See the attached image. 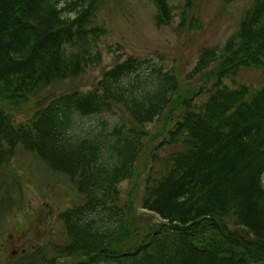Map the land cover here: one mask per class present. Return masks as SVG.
<instances>
[{"label":"trees","instance_id":"trees-1","mask_svg":"<svg viewBox=\"0 0 264 264\" xmlns=\"http://www.w3.org/2000/svg\"><path fill=\"white\" fill-rule=\"evenodd\" d=\"M151 1L156 26L171 25L169 0ZM184 1L182 28L195 21L194 0ZM103 2L0 0V179L22 148L67 175L83 197L59 215L68 242L52 258L38 248L22 252L27 264H264V0H252L221 51L202 50L188 79L203 84L181 98L180 118L161 138L147 125L172 113L181 83L162 68L141 77L151 60L133 56L93 89L53 96L17 123L8 107L26 106L101 61L93 45L107 30L91 22ZM244 69L261 70L262 83L226 84ZM119 106L131 121L110 125L104 116ZM152 162L164 169L149 175L139 214L136 192L125 201L121 186Z\"/></svg>","mask_w":264,"mask_h":264},{"label":"rangeland","instance_id":"rangeland-1","mask_svg":"<svg viewBox=\"0 0 264 264\" xmlns=\"http://www.w3.org/2000/svg\"><path fill=\"white\" fill-rule=\"evenodd\" d=\"M65 2L63 1V4ZM169 2L175 17L171 25L159 29L155 24L157 10L151 0H104L91 22V26L107 30L106 35L93 45L95 46L93 50L100 52L101 61L95 62L94 66L81 77L59 82L40 95L34 96L26 106L8 107L15 121L25 122L42 104L46 105L44 101L47 102L53 96L75 89L83 91L93 89L107 70L133 56L141 60H151L148 69L141 71V77L151 75L155 68H162L176 74L181 83V93L174 101L170 110L172 113H166L163 118L147 125V129L157 138L166 135L180 118L181 98L197 91L203 84V81L198 79L193 82L188 79L197 65L202 50L215 48L221 51L229 37L238 30L246 11L253 4L252 0H236L230 4H226L224 0H194V7L188 15L195 21H192L191 25L189 20L186 28H182L180 25L185 1ZM262 75L261 70L244 69L238 76L228 78L225 82L232 88H237L240 84L255 88L262 83ZM209 86L208 83L206 88H210ZM41 98L43 99L40 100ZM207 98L208 94L202 95L197 102L201 104ZM3 105L7 107L6 104ZM104 119L110 125L120 123L123 119L128 123L131 121L128 112L120 106L116 109V115L106 114ZM98 122L99 119L95 118H85L82 121L85 125L95 126ZM160 141L161 139L155 140V144ZM169 148L173 146L161 150L160 155L167 156L171 151ZM147 152L150 156L154 154L150 149ZM145 167L146 164L144 166V163H140L136 172L137 177L132 181H125L121 186L125 201L128 200L131 189L133 194L136 192L135 207L139 214L145 213L141 210V200L149 175L164 169L161 163L155 162H152V169L151 166L146 169ZM154 168L157 170L152 171ZM2 174L0 264H27V259L31 260V257H24L22 252L37 248L41 255L54 257L55 247L68 242L59 215L68 208L83 203L77 186L67 175L54 172L36 155L22 148L18 149L16 157L4 168ZM151 221L155 222L158 219L151 217ZM33 253L35 252H31ZM73 263L74 261L65 260L63 264Z\"/></svg>","mask_w":264,"mask_h":264}]
</instances>
